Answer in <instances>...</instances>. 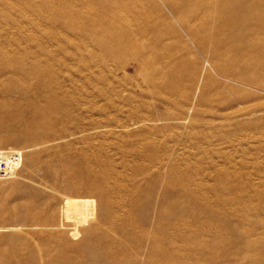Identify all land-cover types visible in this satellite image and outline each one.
I'll list each match as a JSON object with an SVG mask.
<instances>
[{"label": "rangeland", "instance_id": "374dc122", "mask_svg": "<svg viewBox=\"0 0 264 264\" xmlns=\"http://www.w3.org/2000/svg\"><path fill=\"white\" fill-rule=\"evenodd\" d=\"M0 155V264H264V0H0Z\"/></svg>", "mask_w": 264, "mask_h": 264}, {"label": "built area", "instance_id": "2783aa9c", "mask_svg": "<svg viewBox=\"0 0 264 264\" xmlns=\"http://www.w3.org/2000/svg\"><path fill=\"white\" fill-rule=\"evenodd\" d=\"M12 168V161L8 163L3 156L0 155V178L8 177Z\"/></svg>", "mask_w": 264, "mask_h": 264}, {"label": "bare ground", "instance_id": "6f19581e", "mask_svg": "<svg viewBox=\"0 0 264 264\" xmlns=\"http://www.w3.org/2000/svg\"><path fill=\"white\" fill-rule=\"evenodd\" d=\"M242 25V24H241ZM241 25H239V23L236 24V26L240 27ZM239 46V45H238ZM233 50H234V47H233ZM229 79V78H228Z\"/></svg>", "mask_w": 264, "mask_h": 264}]
</instances>
